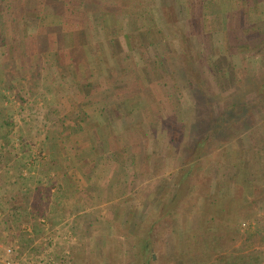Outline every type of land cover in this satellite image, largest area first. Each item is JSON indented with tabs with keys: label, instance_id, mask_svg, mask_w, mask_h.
Returning <instances> with one entry per match:
<instances>
[{
	"label": "rangeland",
	"instance_id": "1",
	"mask_svg": "<svg viewBox=\"0 0 264 264\" xmlns=\"http://www.w3.org/2000/svg\"><path fill=\"white\" fill-rule=\"evenodd\" d=\"M103 1L114 7L109 16L105 6L93 14L92 0L0 1L9 23L16 18L8 36L19 43L13 56L0 48V96H8L0 120L14 121L0 135L10 133L8 153L29 175L12 184L18 168L10 164L0 176V264L69 263L70 255L71 264H192L203 253L205 264L221 256L264 264V94L260 108L242 100L264 93V0L251 12L256 22L240 0L211 12L202 0ZM55 16L58 29L48 26ZM225 60L232 67L221 83L212 64ZM95 91L115 116L141 118L112 122L103 103L89 101ZM231 100L238 105L227 125L245 130L244 140L227 142L224 132L205 157L203 144L195 148L197 117ZM90 124L101 139L79 132ZM217 226L221 244L200 250L196 236ZM26 238L34 242L20 258L7 255ZM224 238L232 242L225 249Z\"/></svg>",
	"mask_w": 264,
	"mask_h": 264
},
{
	"label": "trees",
	"instance_id": "2",
	"mask_svg": "<svg viewBox=\"0 0 264 264\" xmlns=\"http://www.w3.org/2000/svg\"><path fill=\"white\" fill-rule=\"evenodd\" d=\"M0 1H2V0H0ZM224 1H229V0H202L201 2H203V9L204 10L207 9V11L211 12L213 10L214 6L215 7L218 6L219 8H222ZM240 1L243 2V4H245L243 7H245V8L247 7L248 8L249 11L246 12V14L249 13V18L250 19L252 18L251 20H253V22H256L255 20H257V18L255 17V14L251 15L252 14L251 12L253 11V12H255L257 14L258 8L260 7L259 0H256V2H254L252 4H250L249 0H240ZM220 11H222V9ZM37 19H39V18L37 17ZM10 20H11V18H10L9 15H7V17L5 18L0 13V48L5 43L8 46V51H9L8 53L11 56H13V54L15 53V50H18L17 48H18V44L19 43L17 42V39L15 37H9L8 36V34L10 32L9 29L14 26L16 18L12 19V21H11V23L14 22L13 25L11 23H9ZM10 25H12V26H10ZM8 37L11 38V39H9ZM20 44L22 45V43H20ZM1 54H2V52H1ZM262 54L264 55V53H262ZM208 59H209V62H210L211 59L210 58H208ZM2 64H3V62H0V68H1ZM212 66L215 69H217V71H218V73L216 75L217 80H220V82L222 80H225V82L228 83L227 79H229V75H230L229 74L230 73L229 69H230V67H232L231 62L230 61L227 62V60H225V62L223 63L222 67H219L220 65L216 64V63L212 64ZM0 72L2 73L1 70H0ZM0 80H1V78H0ZM221 83H223V82H221ZM262 86H264V84ZM140 93H138V94H140ZM1 94L2 95L0 96V99L2 98L1 100L3 102V100L7 99L8 96L5 95V93H1ZM262 94H264V93H262V91H260L259 93H256V95L253 97V100L250 99L251 100L250 102H249V100L242 99L244 106L246 108H248V109L253 108L256 105H258L257 107H259V102H260L259 101V97ZM107 98H109V97H107ZM104 100H106V98L101 97L99 91H95L94 93H92V95H91V97L89 99L91 104H93V103H96V104L103 103L104 107H105V110L103 109L102 113L104 114V116L107 115L106 113H109L110 114L109 119H111L112 122L114 120L119 122V121L127 120V119H129V120L131 119L133 121H136L137 118H141V115H142L141 113H138L137 118H136L135 114H130L129 115V114L125 113V112H122L121 116H115L114 115V110L115 109H110V108H112L110 106V102L111 101L104 102ZM237 105H238V100L237 101L236 100H234V101L231 100L229 105H226V107H224L222 109H218L216 112H214L213 109L211 111V109L210 110L206 109V107L203 108L204 109L203 119L201 117H197L198 120L196 121V123H197L196 125H197L198 128H196V130L193 132L194 139H195V142H194L195 143V148L197 146L203 144L202 148L205 149L203 156L207 157L209 154L211 155L210 151H212L213 149L216 150L220 146V145H214L213 143L217 142L218 141L217 140L218 136L220 134L224 133V132H226L228 134L227 142H232V140L234 141V140H237L238 138H241V141L244 140V136L241 137V135H242V133L245 130H241L239 128V126L238 127L237 126L232 127V126H230L231 124L227 125L228 120L230 118V115H228V114H231L232 112L236 111L237 110ZM108 110H109V112H108ZM261 110H262V112H264V108H262V109L260 108L259 112H261ZM116 111L117 110H115V112ZM209 112H211V113L209 114ZM79 116H81V115L75 114V116H74L75 120L78 119ZM254 117H255V119H253L254 121L255 120H260L259 117L261 118V116H259L258 113H256V115ZM152 118L155 119L154 124L155 125H157V124L159 125L160 118H157L155 116H153ZM1 120H0V123H2V124H0V126L2 125L3 127H6V126L9 127L14 122L12 120L11 116H8V117L4 118L2 120V122H1ZM83 120H84L83 123H85L86 118H84ZM88 120H89V118H88ZM156 120L158 122H156ZM126 122L129 124L128 121H126ZM258 122L259 121H256V123H258ZM109 125H108V127H111L113 125V123L109 124ZM2 126H1V128H2ZM129 126H134V125L132 124V125H129ZM85 127L88 128V131L93 136V139H96L97 136H100V139H101V134L99 133V130H98L99 127L97 125L90 124V125H87V126H82L79 132H81ZM106 128H107V126H106ZM104 137H106V136H104ZM0 139H4V141H5L4 144L0 145V176H3L2 175L3 171H5V169H7V168H10L9 166H10V164H12V166L15 165V167L18 168L17 171L15 172V174L11 173L15 177V181H12V184H16V183H19L21 181H23V182L26 181L28 179V176H29V175H27V173H25V171H26L25 169L27 168L26 167L27 165L25 163H23V162H20V160H18V159L13 160V155H12L13 153L12 152L8 153V151H9L8 148L11 145L10 133L7 132L3 136L0 135ZM104 149H105V146H104ZM144 152L147 153V155H149L147 150L144 149ZM8 161H10V162H8ZM132 163L134 165L135 159L132 160ZM8 172H10V171H7L6 175L8 174ZM191 173H192V169L190 168V169H188V173H187V175H185V178L186 179L189 178ZM63 176H64V180L67 181L68 180L67 174L65 173ZM1 217H3V216H0V218ZM16 217L18 218L17 221L19 222L21 217H18V216H16ZM4 222H5V220H4ZM18 228L21 229L19 232H20L22 237H26V236L31 234V233H29L30 231L28 230V228L26 226H24V227H22V226L19 227L18 226ZM217 229H218V226H217ZM213 232L214 233H212V234H206V232H204V233H200L201 235H197L196 236V237H200L199 238V243H198V246H201L200 250L203 251L204 246H209V247H212L213 249H215L216 245H217L215 242H217L218 244H221L220 242L223 239V236L221 235V232H223V231L219 230V231H213ZM226 233H229V230H227ZM228 238L233 242V240H234L233 238H231V237H228ZM231 241L228 242V240L225 239V243L223 244L224 249L229 247L230 244H232ZM28 242H29V240L26 238L25 240L21 241V244L19 245V247H20L19 249H15V248L13 249V254L15 255V258H20L24 254V252L29 248V246H28L29 244L27 245ZM32 242H33V240L30 239L29 243L31 244ZM221 252H224V251H221ZM225 252H226V250H225ZM205 254L206 253H203L202 255L194 254L193 258H192V264H205V263L202 262L203 259L206 257ZM226 260L229 261L230 259H228V258L226 259V258L221 256L218 259L213 260L211 264H228V263H224V261H226Z\"/></svg>",
	"mask_w": 264,
	"mask_h": 264
},
{
	"label": "crops",
	"instance_id": "3",
	"mask_svg": "<svg viewBox=\"0 0 264 264\" xmlns=\"http://www.w3.org/2000/svg\"><path fill=\"white\" fill-rule=\"evenodd\" d=\"M98 1H100V2H98ZM98 1H95V0H92V2L95 4L94 6H96V7H94L95 9H93V8H91V9H93V14H95V15H97L98 13L100 14V12H102L101 11V7L102 6H105L106 8H108V9H110V11L106 14L107 16H109L110 15V13H111V10H112V8H114V7H107L106 5H108V3H105L104 4V2L105 1H101V0H98ZM81 4H83V7H84V2L82 1L81 2ZM55 5H57V4H55ZM66 7L65 8H67V9H69V7H70V9H73V7H71V6H69V5H67V4H64ZM63 5V6H64ZM109 5H113V6H115L114 4H109ZM79 7L81 8V6H78L77 8L75 7L74 9H73V11H70L71 13H75V12H77L78 13V11H80V9H79ZM56 8H57V6H55L54 7V10H52L53 12H55L56 11ZM85 9V8H84ZM98 14V15H99ZM97 15V16H98ZM58 17V16H57ZM59 18V17H58ZM58 18H56V16H55V19H50L49 18V22H52V23H48V26H51V27H54V28H56V29H58V27H60V25H62V23L60 24V20H58ZM64 24V23H63ZM98 24V23H97ZM104 23H99L98 25H96L95 26V28H102ZM65 27V26H64ZM63 27V28H64ZM57 43H61L62 41H60V40H58V41H56ZM75 42H79V39H76V40H73V44L71 45L70 44V46H74L75 45ZM38 224H39V231L41 232V230H47V229H45V227L47 226L44 222L43 223H40V219H38ZM33 225V224H32ZM44 225H46L45 227H44ZM67 229H69L68 227L66 228V231H67ZM28 230L30 231V227L28 228ZM69 231H70V229H69ZM70 233V232H69ZM64 236V235H63ZM67 236V235H66ZM88 236V235H87ZM91 236H94V235H91ZM31 237H33V236H31ZM31 240H33V242H34V239L33 238H31ZM35 241H36V239H35ZM87 242H91V239H89ZM66 243V245H67V242H65ZM85 243V242H84ZM63 244V243H62ZM38 244H36L35 246H33V248H37V249H39L40 247L39 246H37ZM69 245V247H70V244H68ZM75 245H77V244H75ZM87 245H89V244H87ZM66 249L64 250V252H66L67 250H69L67 247H65ZM70 252H72L71 250H69ZM39 253H41V249H39V251H38ZM44 252V251H43ZM64 252H63V254H64ZM70 254V253H69ZM71 256V255H70ZM68 257V261H70L69 263L67 262V261H64L63 260V262L61 263V264H71V257ZM36 260V259H35ZM40 261V259L39 260H36V262H39Z\"/></svg>",
	"mask_w": 264,
	"mask_h": 264
},
{
	"label": "built area",
	"instance_id": "4",
	"mask_svg": "<svg viewBox=\"0 0 264 264\" xmlns=\"http://www.w3.org/2000/svg\"><path fill=\"white\" fill-rule=\"evenodd\" d=\"M42 222H45V220H42ZM6 249V253L7 255H11L13 253V249L11 247H8V248H5ZM67 255H69V253H67ZM36 264H57L55 262H52V263H46L45 261H42L40 259L39 262H37Z\"/></svg>",
	"mask_w": 264,
	"mask_h": 264
}]
</instances>
